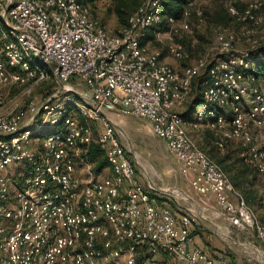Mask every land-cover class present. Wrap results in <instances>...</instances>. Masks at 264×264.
Instances as JSON below:
<instances>
[{"label": "built area", "instance_id": "built-area-1", "mask_svg": "<svg viewBox=\"0 0 264 264\" xmlns=\"http://www.w3.org/2000/svg\"><path fill=\"white\" fill-rule=\"evenodd\" d=\"M194 5L175 19L163 15L162 0H141L112 32L83 0H0V264H236L195 242L197 220L173 211L170 199L151 197L109 113L147 120L191 189L264 249V225L177 111L204 74L191 121L204 123L220 151L239 142L243 161L264 175V143L254 135L264 129V80L250 72L264 49V0H224L239 31L218 26L213 56L177 70L141 38L163 25L153 43L171 31L191 33L193 12L202 19ZM166 39L173 59L188 58L181 39ZM238 41L247 48L234 49ZM47 81H54L50 89L35 92ZM44 124L49 132L42 133ZM93 143L104 150L106 175L86 160ZM73 150L83 153L86 181Z\"/></svg>", "mask_w": 264, "mask_h": 264}, {"label": "rangeland", "instance_id": "rangeland-1", "mask_svg": "<svg viewBox=\"0 0 264 264\" xmlns=\"http://www.w3.org/2000/svg\"><path fill=\"white\" fill-rule=\"evenodd\" d=\"M139 1L98 0L91 6L94 16L102 21L109 31L113 32L120 26L114 12L115 7L119 3H123L124 9L131 11L132 7L135 8ZM223 2L224 0H195L194 6L202 10V19L199 20L193 12L188 19L191 33L180 32L179 30L178 32L171 31L165 34V38L162 39L161 43L150 42L149 46L160 48L162 57L168 62L171 60L176 62L179 69L192 64L204 54L208 53L210 57L213 56L215 52L211 50V46L216 28L223 26L233 31H239L240 29V26L226 14ZM262 13L264 15V9ZM260 34H264V24L260 28ZM167 36L173 39H181L188 52V58L177 61L166 52ZM233 48L236 50L247 48V43L238 41ZM74 82L71 80L69 84L73 85ZM53 84L54 81L44 82L35 92L40 93L50 89ZM198 84L199 82L196 79L187 102L177 110L179 113L187 116L190 114L188 113L190 110L194 112L198 108L196 104L199 96ZM77 87L84 90V86L81 84L77 85ZM17 92L18 90L13 91V94L16 95ZM108 117H112L111 121L115 126L116 133L136 168L139 181L150 195L152 194L155 197L157 203L161 204L163 200L170 199L173 211L186 212L191 218L197 220V229L200 236H202V233L206 237L211 235L212 240L215 239L216 245L223 247V252L220 253L222 254L221 256L234 260L236 264H264V249L258 239L253 233L233 226L229 222L227 213L222 214V210L219 207L210 200L199 197L191 189L185 177L180 174L181 171L179 172L175 159L168 154L164 142L151 131L148 121L132 115H120L117 113H109ZM91 124L96 127L94 125L96 123L91 122ZM186 130L197 146L215 161L216 157H224L231 153V150H238V144L232 145L233 147L228 144L224 152L216 150L213 146L214 135L206 128L204 123L194 125L191 120H187ZM41 131L46 133L50 129L44 124ZM42 133L40 135H43ZM254 135L255 143L262 146L264 143V129L254 132ZM80 156L81 164L84 165L85 159L82 152ZM105 172L107 174L108 170ZM94 173L98 174L95 170ZM99 173H102L101 176L105 175L102 170ZM250 174L254 184L252 186L253 189L251 188L252 190L247 193L250 196L252 195L253 203H247L244 199L245 195L242 193V190L244 192V184L239 185L235 190L241 194L245 203L254 212L256 219L261 223L259 218L264 216V175L256 173L253 169L250 170ZM231 199L235 200V197ZM205 244L214 250L213 243L205 242ZM116 264H125L123 258L117 260Z\"/></svg>", "mask_w": 264, "mask_h": 264}, {"label": "trees", "instance_id": "trees-1", "mask_svg": "<svg viewBox=\"0 0 264 264\" xmlns=\"http://www.w3.org/2000/svg\"><path fill=\"white\" fill-rule=\"evenodd\" d=\"M95 1H98V0H83L84 3L89 4V6L91 7V10H92L91 5L94 4ZM140 1L138 2L137 6L139 5ZM190 1L191 0H162V8H163L162 13L164 16H171L175 19H180L182 17V14H183L185 7L187 6V4ZM136 7L135 8L132 7L131 11H127L126 9H124L123 3H119L115 7L114 12H115V15L117 17L118 24L120 25L118 28L126 25L127 18L129 16V14L132 11H134L136 9ZM92 12H93V10H92ZM160 30H167V26L163 25L160 28L151 27V28L147 29L141 38V43H143V44L147 43V42L152 43L155 34ZM250 72L254 75V77H256V79L264 80V49L252 57V69L250 70ZM197 80L199 82V84L197 86L198 91H199V96H198V99L196 101V104L199 106L200 102H201L202 91L206 87V85L204 83L205 82V75L203 74L202 76L198 77ZM194 81H193V83H194ZM193 83H192V88H193ZM196 110L194 112L192 110H190L188 112L190 114L187 116L191 115L190 117H187L186 115H183V114L182 115L185 117V119L192 120V115L196 112ZM228 144H230V147H233L232 145L238 144V150L237 151H235V149L231 150V153H229L228 155H225L224 157H220V158L216 157L215 158L216 162L223 168V170L227 174L228 178L230 179V181H231V183L235 189H237V187H239V185H243V184L245 185V187H243L244 192L242 190V193L245 195L244 199L247 203H251V202L253 203V200L251 199L252 195L250 196V194L248 195V193H247L248 191L253 189L252 186L254 184V181H253L251 174H250V170H252V168H250L241 158V156H240L241 147H240L239 142L229 141L226 145L225 150L227 149ZM213 146L219 152L225 151V150L220 151L215 146L214 143H213ZM235 159H237V161H235ZM86 160L91 161V162H95L94 170L98 173L104 167H106V161L104 159V150L98 144L93 143L90 146L89 151L86 154ZM240 187H242V186H240ZM151 197L155 198L152 194H151ZM163 202L166 203L165 200H163ZM169 204L172 207L171 202ZM259 220L261 221V224L264 225V216H261L259 218ZM193 235L199 236V231L197 228L193 231ZM213 257H215V256H213Z\"/></svg>", "mask_w": 264, "mask_h": 264}, {"label": "crops", "instance_id": "crops-1", "mask_svg": "<svg viewBox=\"0 0 264 264\" xmlns=\"http://www.w3.org/2000/svg\"><path fill=\"white\" fill-rule=\"evenodd\" d=\"M163 60L165 61V62H167L169 65H171L173 68H175V69H177V70H181V69H179L178 67H177V64H176V62H174V61H166L164 58H163ZM192 117H193V115H192ZM111 118L112 117H109V119L111 120ZM147 121V120H146ZM112 122V121H111ZM113 123V122H112ZM149 123V122H148ZM114 125V124H113ZM149 125H150V123H149ZM115 127V126H114ZM164 142V141H163ZM165 145V144H164ZM73 157H74V161H75V167H76V173H77V175L83 180V181H86V178H87V173L85 172V167H84V165H82L81 164V162H82V160H80L81 159V156H80V153L77 151V150H73ZM176 161V160H175ZM91 162V161H90ZM92 164H93V167L95 168V162H91ZM176 164H177V167H178V169H179V172L181 171L180 170V167H179V165H178V163L176 162ZM107 170V168L106 167H104L103 169H102V172H103V174H105L106 175V171ZM102 173H98V175H101ZM108 174V173H107ZM180 174H182L183 175V177H185V179H186V176L182 173V171L180 172ZM186 181H187V184L190 186V184H189V182H188V180L186 179ZM232 198V197H231ZM212 202V201H211ZM213 204H214V202H212ZM221 213L222 214H225V212H222L221 211ZM204 233H202V236H200V234H199V236H195V242L199 245V246H201V247H203V248H205L212 256H215V257H217V256H221L222 254H220V253H222L223 252V247L222 246H218V245H216V241H215V239H213L212 240V236L211 235H208L207 237L204 235ZM205 242H209L210 244H212L213 243V249L214 250H212V249H210L211 247H208L206 244H205ZM223 245H225V244H223ZM230 248V247H229Z\"/></svg>", "mask_w": 264, "mask_h": 264}, {"label": "water", "instance_id": "water-1", "mask_svg": "<svg viewBox=\"0 0 264 264\" xmlns=\"http://www.w3.org/2000/svg\"><path fill=\"white\" fill-rule=\"evenodd\" d=\"M201 218H203L201 215H200Z\"/></svg>", "mask_w": 264, "mask_h": 264}]
</instances>
